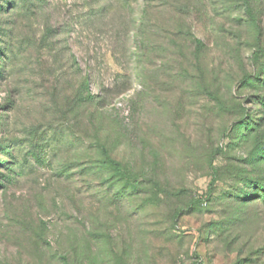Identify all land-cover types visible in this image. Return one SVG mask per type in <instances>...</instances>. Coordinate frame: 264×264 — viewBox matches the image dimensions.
Returning a JSON list of instances; mask_svg holds the SVG:
<instances>
[{"label": "rangeland", "instance_id": "374dc122", "mask_svg": "<svg viewBox=\"0 0 264 264\" xmlns=\"http://www.w3.org/2000/svg\"><path fill=\"white\" fill-rule=\"evenodd\" d=\"M246 2L0 0V264H264Z\"/></svg>", "mask_w": 264, "mask_h": 264}, {"label": "trees", "instance_id": "16d2710c", "mask_svg": "<svg viewBox=\"0 0 264 264\" xmlns=\"http://www.w3.org/2000/svg\"><path fill=\"white\" fill-rule=\"evenodd\" d=\"M243 3L247 4L246 0H243ZM199 46H200V44H199ZM90 82H91L90 77L86 76L83 79L81 86L85 87V88H88L90 86V84H91ZM85 100L93 101L94 98L90 95V93L88 94L87 97H82V95H81V101H85ZM99 150H100V152H99L100 159H99L98 165L96 166V169L105 170L107 173L110 174V177L117 178L118 180L122 181L127 186H130L132 188H135V187H137L139 185L138 184V180L133 175V173H131L130 171H128V170H126L124 168H122L118 162L114 161L109 156V154H108V152H107L105 147L101 146L99 148ZM2 177H3V175H0V178H2ZM2 180H4V179H2Z\"/></svg>", "mask_w": 264, "mask_h": 264}]
</instances>
